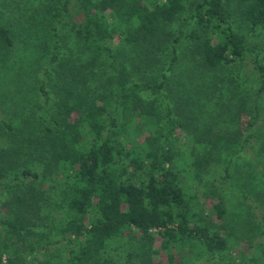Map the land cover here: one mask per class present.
<instances>
[{
  "label": "trees",
  "instance_id": "trees-1",
  "mask_svg": "<svg viewBox=\"0 0 264 264\" xmlns=\"http://www.w3.org/2000/svg\"><path fill=\"white\" fill-rule=\"evenodd\" d=\"M49 1L59 2L62 15L73 4L83 17L70 27L76 44L67 53L65 41L53 30L50 65L36 73L47 105L51 97L46 79L57 80L51 85L57 98L54 109L33 114L26 136L4 124L0 205L7 212L0 213V264H32L41 260L39 250L45 256L54 246L68 250L59 256V249L53 264H133V250L120 263L122 246L135 232L152 239L151 230L160 236L164 250L196 241L210 258H217L232 248L237 234L253 238L235 227L264 233L261 223L254 229L244 227L249 224L244 219L249 204L242 209L238 203L231 219L225 204L227 185L241 198L249 194L264 206V175L253 166L264 154V135L254 151L256 160L243 148L252 130L243 139L239 133L227 137L232 147L225 145L226 151L217 155L212 148L219 135L204 136L205 129L190 122L200 111L189 107L195 93L188 87H195L189 80L177 85L172 79L179 48L189 42L196 46L193 58L217 73L215 87L224 69L250 62L258 79L253 100H264V0H234L243 32L236 29L231 0ZM187 8L190 15L180 20ZM0 40L13 43L2 25ZM213 93H204L202 113L209 109ZM252 107L256 111L250 126L260 113L258 104ZM194 110L196 116H190ZM241 168L246 176L236 184L232 181ZM200 184L214 200L213 221L195 211ZM30 238L35 241L29 244L32 250L16 247ZM110 252L120 254L119 259ZM173 259L168 253V260Z\"/></svg>",
  "mask_w": 264,
  "mask_h": 264
},
{
  "label": "rangeland",
  "instance_id": "rangeland-1",
  "mask_svg": "<svg viewBox=\"0 0 264 264\" xmlns=\"http://www.w3.org/2000/svg\"><path fill=\"white\" fill-rule=\"evenodd\" d=\"M226 1L229 2L230 0ZM34 2L35 0H17L15 3L10 0H0V25L9 31L13 41L11 45H5L0 40V144L4 140L3 136L7 137L5 123H10L18 131H23L20 136H26L31 129V127L27 128L28 120L32 118L33 114L54 109V101L57 98H55L51 85L57 80H53L52 78L46 79L45 89L51 97L50 103L47 105L43 95L38 91L40 78L39 80L35 79L36 73L41 74L44 67L50 65L49 56L54 40L53 30L55 29L61 35V39L65 41L66 52L64 53H67L68 48L72 47L73 43L76 44V39L72 35L70 27L74 22L82 20L83 17L80 10L73 4L70 5L68 14L65 15L63 13L62 15L59 2L57 1H55V5H50L53 2L49 0H42L37 4ZM231 4V7L235 10L237 3L231 0ZM190 13V9L187 8L180 16V20H185V17H188ZM235 13L236 29L243 32L245 31L242 26L243 22L239 15H237L236 10ZM183 25L184 23L181 24V26ZM248 39L251 43L255 41L251 37H248ZM69 50L71 49L69 48ZM195 51L196 46L193 43H182L179 48V62L174 67L175 73L172 76L177 85H179V81L186 79L195 87H188L189 91L195 93L191 96L192 101L195 103L191 102L189 107L193 106L197 110L200 108V111L197 114L196 110H194L189 114L193 117L197 114L196 118L190 119L191 124L197 125L200 129L202 127V130L205 129L203 132L204 136L211 135L215 138V136L219 135L220 139L217 141L216 147L212 148L213 152L215 151L217 155L223 154L226 151L225 145L232 147L228 143L229 141L226 140L227 137H233L239 133L243 139L252 130L253 137L243 148L247 155L256 160L254 151L259 149L260 136L264 135V105L261 104L264 103V100L261 98H256L257 102L253 100L255 88L258 86V79L255 77L252 64L245 62L244 64H236L231 68L224 69L222 73H219L215 87L213 83L217 73L210 72L202 66L199 59L193 58L197 56ZM49 68H53V65ZM151 70L153 69L151 68ZM61 71L64 72L63 69ZM53 75L54 71L52 70L51 77ZM207 90H209V94L214 92V97L209 102L211 104L209 109L202 113V103L203 100H206L204 93ZM262 96L264 97V94ZM254 104H258L260 113L256 122L250 126L248 123L252 120V115L256 111L252 107ZM241 108H246L248 111L240 113ZM200 116H203L204 119H201L202 117L200 118ZM46 124H48V121H46ZM182 132L184 130L178 129V133L183 134ZM181 139L188 143L189 139H185V136H182ZM8 141L9 139L7 138L5 143ZM25 142L23 140L24 145H26ZM233 144L235 145V143ZM257 162L253 164L255 166L254 172L264 175V154ZM244 171L245 168L237 171L235 179L232 182L241 184L243 178L246 176ZM203 185L198 186L197 189L195 188V211L205 221H213L215 220V212L213 210L214 200L205 196L206 190L204 191ZM225 187L226 196L229 191V199L225 200V204L228 205V209L231 212L228 217L229 219H231L232 213H238L235 210L233 211V208L238 203H240L242 209H244L245 204H249L250 208L244 209H249L247 216L244 218L249 224L244 227L254 229L259 223L264 225V219L262 218L264 206L260 201L249 194L243 199L240 197L239 192L234 193L230 190L229 186L226 185ZM242 201L243 204H241ZM0 202L2 203V198ZM6 212L7 209L0 205V213L5 215ZM217 223L221 222L217 221ZM235 229H239L253 238L247 240V238H240V235L237 234L235 241L231 242L232 248L223 252L217 258H210L202 249L200 243L196 241H189V245L181 246L176 249L177 251L175 249L164 250L161 248V238L156 230H151L152 239L141 237L140 233L135 232L130 237L129 244L122 246H125V251L121 257L119 254L121 258L120 263L126 258V252L133 250L136 254L133 264H149L150 262L152 264H179L180 260L181 262L184 261V264H264V233L244 230L239 226L235 227ZM129 236V234H125V238ZM260 240L263 241L262 245H259ZM34 242L32 238L25 241L20 240L16 247L29 251L34 246H29V244H33ZM66 249L55 246L49 247L45 256L40 254L44 252L43 249L39 250V254L35 251L34 254L36 253L38 259L41 260L32 261L31 263L53 264L52 258L55 257L58 251L59 256H64L68 250ZM168 253H173V262L168 260ZM110 254L116 258L115 260L119 259L113 252H110ZM32 255H28L27 259H31Z\"/></svg>",
  "mask_w": 264,
  "mask_h": 264
}]
</instances>
